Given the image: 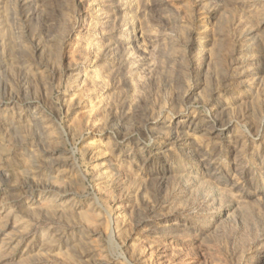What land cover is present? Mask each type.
I'll list each match as a JSON object with an SVG mask.
<instances>
[{
	"label": "rangeland",
	"instance_id": "1",
	"mask_svg": "<svg viewBox=\"0 0 264 264\" xmlns=\"http://www.w3.org/2000/svg\"><path fill=\"white\" fill-rule=\"evenodd\" d=\"M0 264H264V0H0Z\"/></svg>",
	"mask_w": 264,
	"mask_h": 264
}]
</instances>
